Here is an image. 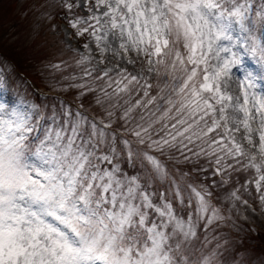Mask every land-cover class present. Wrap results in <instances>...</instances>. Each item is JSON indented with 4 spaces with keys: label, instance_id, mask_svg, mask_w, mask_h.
Listing matches in <instances>:
<instances>
[{
    "label": "snow or ice",
    "instance_id": "obj_1",
    "mask_svg": "<svg viewBox=\"0 0 264 264\" xmlns=\"http://www.w3.org/2000/svg\"><path fill=\"white\" fill-rule=\"evenodd\" d=\"M61 7L88 37L71 99L0 73V264H215L199 233L225 217L194 173L264 208V0Z\"/></svg>",
    "mask_w": 264,
    "mask_h": 264
},
{
    "label": "rangeland",
    "instance_id": "obj_2",
    "mask_svg": "<svg viewBox=\"0 0 264 264\" xmlns=\"http://www.w3.org/2000/svg\"><path fill=\"white\" fill-rule=\"evenodd\" d=\"M55 5L52 0H0V73H3L5 80L11 76L16 82L15 87L9 90L13 99L30 97L27 95L28 86L25 79L15 74L12 63H21L25 68L32 70L31 73L41 75L45 81H55L56 88H60L61 92L62 87L68 83L64 80L65 76L80 75L81 70L76 65V52L83 51L82 44L87 42L88 37L86 35L81 41L75 36L71 37L70 30H66V24L52 19L50 14ZM54 64H62L63 70L54 69ZM62 95L67 96V93L63 92ZM209 173L208 176L213 177L211 171L207 174ZM235 178L240 179L237 174ZM197 183L201 181L198 180ZM213 184L216 185L213 189L215 197H222V203H216L214 198L213 204L221 209V214L227 220L224 226L231 230L232 237H237L242 231L240 223L250 221L251 213L243 214L246 208L244 203L227 199L228 193L233 190L231 182L221 185L216 177ZM257 197V194L252 195V199ZM223 207L231 212L223 213ZM234 217H237L238 221H235ZM253 217L257 219L255 213ZM209 245L210 242L205 243L204 247ZM222 247V244L217 246V250L222 252ZM247 262L255 264L251 258H247Z\"/></svg>",
    "mask_w": 264,
    "mask_h": 264
},
{
    "label": "trees",
    "instance_id": "obj_3",
    "mask_svg": "<svg viewBox=\"0 0 264 264\" xmlns=\"http://www.w3.org/2000/svg\"><path fill=\"white\" fill-rule=\"evenodd\" d=\"M55 2V0H52ZM52 16L61 19H70L75 18L76 9H73L71 13H69L66 9L57 6L52 8L51 10ZM16 70L23 72L24 77H28L31 75V71L25 68L21 63L16 62L12 63ZM31 75L35 82L38 85H42L41 80L36 75ZM38 100V94L35 95ZM180 167H188L185 165H181ZM211 171V169H209ZM194 175H203L199 176V181L204 184L212 185L213 180L216 177L208 176L209 174L205 173H194ZM239 178L241 176L237 174ZM205 180V181H203ZM215 189V188H214ZM233 189V188H232ZM241 197L242 200H247L245 212L243 214L249 215L251 213L250 221L241 222V232L237 235V237H232V232L227 227L224 226L226 224V219L221 222H218L216 225L207 228H202L200 230V240L197 245H205V241L207 243L210 242L209 247L205 246V252H215V264H248L247 258L253 259L255 264H264V208H262L258 197L256 199H252L253 194H257L252 187L250 186L249 191L245 192L241 189ZM258 195V194H257ZM216 203H222V197H215ZM239 203H242L239 201ZM231 211H227L225 207H223V213H228ZM257 215V219L253 217V213ZM233 213V212H232ZM240 219L243 217H239ZM235 221H238L237 217H234ZM231 232V233H230ZM224 240H223V239ZM214 243L216 246L214 247ZM223 245L222 252L217 250V246Z\"/></svg>",
    "mask_w": 264,
    "mask_h": 264
}]
</instances>
